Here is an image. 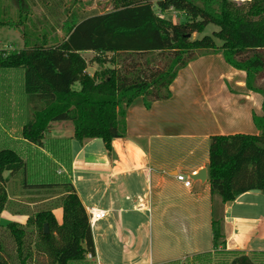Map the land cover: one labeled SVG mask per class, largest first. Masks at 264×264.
Listing matches in <instances>:
<instances>
[{
    "label": "crops",
    "instance_id": "obj_1",
    "mask_svg": "<svg viewBox=\"0 0 264 264\" xmlns=\"http://www.w3.org/2000/svg\"><path fill=\"white\" fill-rule=\"evenodd\" d=\"M64 4L59 1L53 6L61 8ZM168 12L172 15L168 19L179 24L172 17L181 15ZM76 17L75 12L64 19L60 15V22L51 29L53 37L42 26L40 35L32 34L36 38L21 30L25 23L20 29L0 27V51L23 50L36 44L59 47L68 40V28ZM16 34L20 39L14 43L10 38ZM80 55L88 65L89 76L101 72L105 55L95 51ZM201 62L207 71L196 74L191 83H181L182 76ZM23 78L25 82V71ZM8 81L10 95H16L12 78ZM247 81L246 72L233 68L222 54L202 56L179 73L171 86V99L154 102L149 110L144 98L134 102L127 110V136L115 140L111 150L100 139L78 142L71 122L53 124L43 146L7 130L3 144L26 162L29 185L63 184L67 180L86 210L96 207L110 212L92 231L95 259L86 257L91 264H189L193 256L214 252V218L224 220L225 243L220 251L264 253V193L249 192L224 204L212 196L209 185L212 137L260 134L254 115L264 116V95L251 91ZM79 88L80 84L76 90ZM23 94L27 107L25 87ZM10 102L13 109L20 110L17 99L10 97ZM204 169L208 170L205 183L192 180L191 187H186L176 178H191ZM22 181L11 178L6 186L11 203L2 214L0 228L11 223L27 227L30 211L46 204L51 205L61 225L64 211L57 201L63 197V189L26 190Z\"/></svg>",
    "mask_w": 264,
    "mask_h": 264
},
{
    "label": "trees",
    "instance_id": "obj_2",
    "mask_svg": "<svg viewBox=\"0 0 264 264\" xmlns=\"http://www.w3.org/2000/svg\"><path fill=\"white\" fill-rule=\"evenodd\" d=\"M239 1L113 0L111 12L82 20L76 17L68 28V40L59 47L36 44L10 53L0 51V70H25L30 110L22 137L43 146L53 124L71 122L78 142L100 139L111 150L115 140L127 136V110L134 102L144 98L149 110L154 102L171 99V86L179 73L206 55L222 54L233 68L246 72L251 91L264 95V86L259 85L264 79V0ZM170 10L183 16L181 23L164 16ZM211 25L220 28L218 33L189 38ZM5 26L13 25L0 21V27ZM82 51L113 53L112 62L120 66L91 78ZM254 124L260 130L257 136L211 139L209 185L221 203L234 202L249 192L264 193V116L254 115ZM16 177L23 178L24 189H63V222L59 225L53 210L46 209L29 219L28 225L35 226L32 231L17 223L8 225L16 260L0 255V264H32L35 254L48 256L50 264H91L86 257L95 253L93 232L76 189L69 182L30 186L26 162L9 148L0 151V222L11 203L6 186ZM212 227L214 252L193 256L189 264H214L217 257H223L224 264H264V253L220 251L225 243L224 220L214 218Z\"/></svg>",
    "mask_w": 264,
    "mask_h": 264
},
{
    "label": "rangeland",
    "instance_id": "obj_3",
    "mask_svg": "<svg viewBox=\"0 0 264 264\" xmlns=\"http://www.w3.org/2000/svg\"><path fill=\"white\" fill-rule=\"evenodd\" d=\"M59 1L62 3H65L64 6L61 8L57 6L55 8L53 4L59 3ZM242 2H244V0L239 1V3H242ZM114 7H115V4L113 3V0H0V21L3 24L10 22L12 23L13 26H16L19 29L23 27V24L25 23L26 24V26H24L25 28L21 30L27 32L28 35L33 38L35 37V35H32V34L39 33L40 35L41 31L39 32L38 29L42 26V30H44L46 34L50 36L52 35L53 37V32L51 29H54L60 22L59 20L60 15H61V19H64L65 15L68 14L69 12L70 13L75 12V14L79 17L78 19H82V18L91 17L93 15H97L100 13L105 14V13L111 12ZM83 9H87V11L84 12ZM170 15L171 13L169 12H166L164 14V16L167 19L172 16ZM172 18L174 19L175 22L181 23V19H182L181 16L175 15ZM31 27H34L36 31L30 29ZM219 30H220L219 27L211 25L207 28V30L203 34H200V35L193 34L191 39L195 40V39L203 38L204 36H213L215 33H218ZM10 39L11 41H14L15 43V41H19L20 37L17 36L16 34L15 37L11 36ZM216 42L219 43V45L222 44L219 39L216 40ZM5 44L7 45V43ZM0 47L2 48V46ZM12 51H15V50H6L7 53H10ZM114 57L115 56L113 53L112 55L104 56L103 60L107 61L105 65H108L109 67L102 65L101 72L103 71V69L120 66L118 62L117 64L112 62ZM163 66H165V63H163ZM207 69L208 67L202 62L194 65L187 73L184 74V76H182L181 83L184 84V83L193 82L196 74L197 75L201 74V72L205 73ZM24 71H25L24 69H12V70L6 69V71L0 70V89H1L0 105H2L1 108L3 111L2 112L3 125H0V151L10 147V146L3 144V140H4L3 137L7 135L5 131L7 130L8 132L14 135L22 134V131H21L22 127L23 125H25V123H27L29 119L30 109L27 108L29 107V104H27V107L24 104L25 103L24 94H23L24 87H25V84L23 81ZM10 77L12 78V83H13L12 85H13V88L15 89L16 95H10L9 93L10 84H9L8 79ZM180 85L181 84H179L178 87H180ZM259 85L264 86V79L260 80ZM10 97H13L18 100L19 104H21L20 110L13 109L10 106V103H11ZM10 115H13L14 119H12V117L10 119ZM24 117L26 118L24 119ZM18 179L21 180L22 177H18ZM65 182H68V181L66 180ZM30 186H33V185H30ZM27 189H34V188H27ZM51 189H54V188H51ZM57 204L60 205V200L57 201ZM11 207H14L13 209L17 210L16 209L17 206L12 205ZM17 208L21 209V211H24V209L21 208V206ZM35 208L36 210L30 211L32 213L31 215L32 219H34L37 212L45 211L46 209H51V205L46 204L44 206H36ZM25 228L29 232V231L34 230L35 226H33V224L31 225L29 224ZM15 251H16V244H14V240L12 238V235H10L9 230L7 228H0V255H2L3 258H9L10 262H15L13 260L16 257ZM221 259H224V258L217 257L214 264H224V262H221ZM32 264H50L49 257L43 254H35Z\"/></svg>",
    "mask_w": 264,
    "mask_h": 264
},
{
    "label": "built area",
    "instance_id": "obj_4",
    "mask_svg": "<svg viewBox=\"0 0 264 264\" xmlns=\"http://www.w3.org/2000/svg\"><path fill=\"white\" fill-rule=\"evenodd\" d=\"M174 11V10H171ZM177 180L182 183L186 187H191L193 181L191 178H186L183 175H177L176 176ZM88 214V221L89 224L91 225L92 231L98 226L99 222L106 219L109 215L110 212L104 209H98L96 207H90L87 210ZM87 258L89 260H94L95 259V254L92 252L87 253Z\"/></svg>",
    "mask_w": 264,
    "mask_h": 264
},
{
    "label": "water",
    "instance_id": "obj_5",
    "mask_svg": "<svg viewBox=\"0 0 264 264\" xmlns=\"http://www.w3.org/2000/svg\"><path fill=\"white\" fill-rule=\"evenodd\" d=\"M189 38H191V35H189ZM191 179L194 180V181L199 180L202 183H205V181H207V179H208V170L204 169V170L200 171L197 175H192ZM49 232H50L49 231V226L46 225L45 234H48Z\"/></svg>",
    "mask_w": 264,
    "mask_h": 264
}]
</instances>
